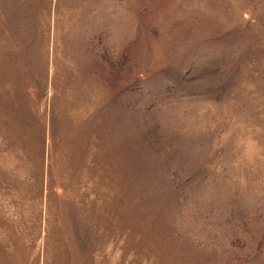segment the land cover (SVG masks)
<instances>
[{
    "label": "rangeland",
    "instance_id": "1",
    "mask_svg": "<svg viewBox=\"0 0 264 264\" xmlns=\"http://www.w3.org/2000/svg\"><path fill=\"white\" fill-rule=\"evenodd\" d=\"M0 264H264V0H0Z\"/></svg>",
    "mask_w": 264,
    "mask_h": 264
},
{
    "label": "trees",
    "instance_id": "2",
    "mask_svg": "<svg viewBox=\"0 0 264 264\" xmlns=\"http://www.w3.org/2000/svg\"><path fill=\"white\" fill-rule=\"evenodd\" d=\"M140 116H141V118H142V116H143V111H141V110H140ZM123 122H124V120H123ZM162 127H163V123H161V124L159 125V127H158V124L156 123V124L154 125L153 129L155 130L156 133H159V131L162 129ZM159 128H160V130H159ZM165 138H166V137H165ZM160 139H162V136H160Z\"/></svg>",
    "mask_w": 264,
    "mask_h": 264
}]
</instances>
